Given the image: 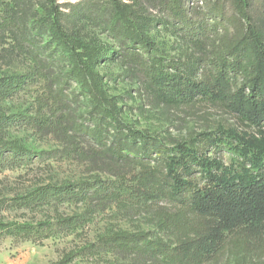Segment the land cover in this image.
<instances>
[{"label":"trees","instance_id":"obj_1","mask_svg":"<svg viewBox=\"0 0 264 264\" xmlns=\"http://www.w3.org/2000/svg\"><path fill=\"white\" fill-rule=\"evenodd\" d=\"M197 1L211 3L200 16H194L195 0H167V14L162 17L166 28L181 33L189 43L208 44L213 52L204 59L189 60L186 69L176 70L156 59L155 41L133 6L122 0H109L115 21L107 24V31L125 45L120 57L138 68L147 87L162 99L180 105L211 101L253 129H220L203 139L232 151L238 167L210 156L211 150L202 148L204 142H176L168 147L149 132L128 127L98 69L113 59L112 51L70 34L57 0H0V42L13 41L22 53L31 47L41 58L44 52L38 38L50 37L47 42L58 49L47 61H38L47 69L62 54L70 68L54 84L58 103H64L65 87L76 84L92 109V127L75 121L71 129L94 141L119 164L135 168L130 178L119 174L112 184L98 179L51 185L44 189L45 199L104 204L128 199L140 206L166 200L178 211L162 219L160 231L174 234V243L150 232H120L107 240L109 244L127 256L164 264H209L223 252L241 264L246 256L264 258V11L256 14L255 10L262 0ZM220 32L228 35L219 36ZM26 84L24 75H0V170L17 169L33 159L29 148L13 136L21 115L11 114L6 107ZM59 124L57 117L54 125ZM69 257L56 264H66Z\"/></svg>","mask_w":264,"mask_h":264},{"label":"rangeland","instance_id":"obj_2","mask_svg":"<svg viewBox=\"0 0 264 264\" xmlns=\"http://www.w3.org/2000/svg\"><path fill=\"white\" fill-rule=\"evenodd\" d=\"M122 1L133 6L157 45L153 52L156 59L161 58L166 65L176 70L186 69L189 60L204 59L207 52H212L207 49L208 44L200 47L193 41L189 43L181 33L162 24V17L167 14V0ZM57 3L70 34L100 43L112 51L113 59L103 62L98 69L104 76L108 95L121 110L120 117L128 127L145 130L168 147L176 142H204L202 148L211 150L210 156L221 158L226 166L238 167L240 162L232 151L225 147L219 149L203 139L220 129L239 132H253V129L220 104L202 99L180 105L162 99L148 88L138 68L120 57L125 53L124 43L107 31V24L115 21L109 0H57ZM194 4V16L202 15L211 5L197 0ZM255 10L256 14L264 11L263 0L256 3ZM38 39L44 52L41 58L31 47L22 53L16 50L13 41L0 42V75L27 77V84L10 98L6 107L11 114L21 115L22 122L13 129V136L29 148L33 158L20 168L0 170V264H56L68 255L66 264H164L162 260L127 256L107 240L120 232H150L168 244L174 243V234L160 231L162 219L178 211L173 203L164 200L140 206L128 199L104 204L95 200L44 198V189L51 185L98 179L112 184L117 182L119 174L130 178L135 168L119 164L106 156L94 141L71 129L75 121L92 127V109L76 84L65 87V104L58 103V89L54 84L67 74L69 62L60 54L44 69L41 60L47 61L58 48L47 42L50 37ZM57 117L58 128L54 125ZM260 256H246L240 263L264 264ZM235 262L223 252L209 264Z\"/></svg>","mask_w":264,"mask_h":264}]
</instances>
